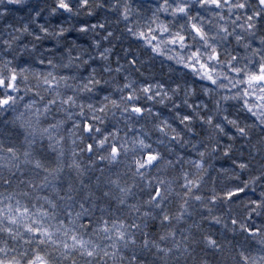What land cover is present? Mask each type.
<instances>
[{"label": "snow or ice", "instance_id": "1", "mask_svg": "<svg viewBox=\"0 0 264 264\" xmlns=\"http://www.w3.org/2000/svg\"><path fill=\"white\" fill-rule=\"evenodd\" d=\"M0 264H264V0H0Z\"/></svg>", "mask_w": 264, "mask_h": 264}]
</instances>
